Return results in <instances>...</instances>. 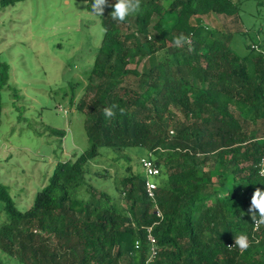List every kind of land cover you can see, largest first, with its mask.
Returning a JSON list of instances; mask_svg holds the SVG:
<instances>
[{
    "label": "trees",
    "instance_id": "trees-1",
    "mask_svg": "<svg viewBox=\"0 0 264 264\" xmlns=\"http://www.w3.org/2000/svg\"><path fill=\"white\" fill-rule=\"evenodd\" d=\"M241 1L139 0L119 21L109 0L76 102L89 148L56 162L25 210L0 182L3 252L20 264H144L151 233L157 254L148 264H264V222L254 230L248 212L264 190V42L239 54L233 31L205 20L235 17ZM181 34L188 42L177 47ZM141 149L160 169L154 199L132 155ZM98 157L107 167L92 170ZM239 234L248 249L235 245Z\"/></svg>",
    "mask_w": 264,
    "mask_h": 264
},
{
    "label": "rangeland",
    "instance_id": "rangeland-1",
    "mask_svg": "<svg viewBox=\"0 0 264 264\" xmlns=\"http://www.w3.org/2000/svg\"><path fill=\"white\" fill-rule=\"evenodd\" d=\"M236 14L225 19L211 14L205 20L233 31L231 46L242 54L248 43L264 42V3L242 0ZM126 29L133 40L142 41L133 26ZM103 34L100 17L87 9L85 0L0 1V182L20 210L46 184L56 162L89 148L76 102ZM142 67L143 61L138 69ZM146 154L132 152L138 159ZM103 159L92 170L107 167ZM100 185L107 187L108 181ZM17 261L0 249V264Z\"/></svg>",
    "mask_w": 264,
    "mask_h": 264
},
{
    "label": "clouds",
    "instance_id": "clouds-1",
    "mask_svg": "<svg viewBox=\"0 0 264 264\" xmlns=\"http://www.w3.org/2000/svg\"><path fill=\"white\" fill-rule=\"evenodd\" d=\"M109 4V0H92L91 9L97 16H102L104 6ZM112 7V18L124 21L131 13L135 12L139 8V0H115ZM174 44L179 47L188 42V37L184 34L173 38ZM104 115L106 117H112L114 115L112 107H106L104 109ZM264 164V160L261 161ZM261 174L264 175V168L261 169ZM258 210V211H256ZM253 221L256 220L257 215L261 222H264V190L257 188L251 197V204L248 209ZM235 245L241 250L249 248V240L246 234H239L235 237Z\"/></svg>",
    "mask_w": 264,
    "mask_h": 264
},
{
    "label": "built area",
    "instance_id": "built-area-1",
    "mask_svg": "<svg viewBox=\"0 0 264 264\" xmlns=\"http://www.w3.org/2000/svg\"><path fill=\"white\" fill-rule=\"evenodd\" d=\"M264 160V159H263ZM141 169L144 173L145 181H144V191L147 195L148 198L154 199L155 197V190L157 188V178L160 172L159 167L156 165L154 158L152 157V154L149 153L146 156H143L139 160ZM264 168V164L260 163V174H261V169ZM261 221L259 217L256 218V220L253 222V229L256 230ZM147 242L149 243V251L145 260L144 264H148V262L155 257L157 254V248L155 246V239L152 236L151 233L147 234ZM140 244L139 242H136L135 247H139Z\"/></svg>",
    "mask_w": 264,
    "mask_h": 264
},
{
    "label": "crops",
    "instance_id": "crops-1",
    "mask_svg": "<svg viewBox=\"0 0 264 264\" xmlns=\"http://www.w3.org/2000/svg\"><path fill=\"white\" fill-rule=\"evenodd\" d=\"M31 204V203H30ZM30 206V205H29Z\"/></svg>",
    "mask_w": 264,
    "mask_h": 264
}]
</instances>
